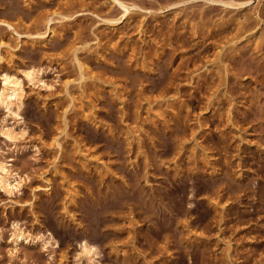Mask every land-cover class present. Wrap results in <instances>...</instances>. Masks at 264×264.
I'll use <instances>...</instances> for the list:
<instances>
[{"label": "rangeland", "instance_id": "374dc122", "mask_svg": "<svg viewBox=\"0 0 264 264\" xmlns=\"http://www.w3.org/2000/svg\"><path fill=\"white\" fill-rule=\"evenodd\" d=\"M27 67L0 264H264V0H0V86Z\"/></svg>", "mask_w": 264, "mask_h": 264}, {"label": "bare ground", "instance_id": "6f19581e", "mask_svg": "<svg viewBox=\"0 0 264 264\" xmlns=\"http://www.w3.org/2000/svg\"><path fill=\"white\" fill-rule=\"evenodd\" d=\"M124 14L122 18L127 19L130 13V8L124 6ZM54 34L55 30H51ZM4 43H2L3 45ZM43 70L35 67H27L21 71L20 74L11 73V71H5L1 76V86H0V104L4 106L9 113L19 116L18 112H14L17 108L20 110L24 99L26 97L25 84L30 83L34 86L42 84L46 86V83L42 79ZM2 136L9 141L11 144L18 149L20 147L21 135L16 131L14 127L4 126L2 130ZM15 161L11 158L7 161L0 160V191L5 193L9 197H14L17 194H21L22 189L27 183V179L23 177L19 172L15 171L14 164L11 163ZM39 189H42L41 187ZM46 190L50 191V185L45 187ZM77 195L73 190L69 189L67 192V197L69 199H74ZM68 208V204L64 209ZM2 229L0 228V244L4 241ZM22 242L32 243L35 245L42 244L44 248H48L52 245L51 240L42 239V237H36L31 232L26 231L19 223L13 225V233L10 243L13 244V252L19 251V246ZM82 251L79 254L80 261H87L92 263L95 261L96 256H98V250L95 246L89 245L86 241L81 244Z\"/></svg>", "mask_w": 264, "mask_h": 264}]
</instances>
